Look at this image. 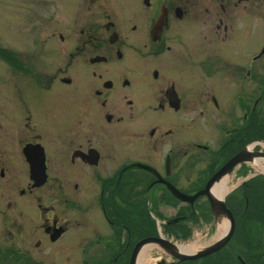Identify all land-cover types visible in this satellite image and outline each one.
<instances>
[{"label": "flooded vegetation", "instance_id": "flooded-vegetation-1", "mask_svg": "<svg viewBox=\"0 0 264 264\" xmlns=\"http://www.w3.org/2000/svg\"><path fill=\"white\" fill-rule=\"evenodd\" d=\"M259 1L105 0L74 37L58 34L61 63L28 74L29 101L18 76L0 110V264H129L146 239L171 245L215 224L206 196L179 197L217 173L207 191L225 185L234 230L251 192L253 264H264V174L248 164L264 140V45L243 49ZM238 155L249 159L229 165ZM243 241L159 264H244Z\"/></svg>", "mask_w": 264, "mask_h": 264}, {"label": "rangeland", "instance_id": "rangeland-1", "mask_svg": "<svg viewBox=\"0 0 264 264\" xmlns=\"http://www.w3.org/2000/svg\"><path fill=\"white\" fill-rule=\"evenodd\" d=\"M104 2L105 0H0V110L2 107L9 109L8 107L11 106L13 90L16 91L17 88H15V84L18 81V76L19 83L23 88L20 94L27 101L32 99L35 88L31 83L26 84L30 81L28 74L31 71H51L52 68L57 67L62 60L57 54V57L55 56L52 47L61 45L58 41V34L74 37L75 32L78 33L79 30L85 29L87 26L90 6L101 8ZM110 2L112 4L117 3L116 0H110ZM259 3H262L261 13L264 11V0L259 1ZM260 23V27L255 29V43L253 41L243 47L246 52L252 53L257 49L261 51L263 48L264 20H260ZM53 34L55 37L52 39ZM219 45H221L219 41L212 39L213 47ZM57 51L61 52L59 49ZM259 62L264 71V57ZM259 149L264 151V145H260ZM172 211L168 209L167 215L172 214ZM212 214L214 215V213ZM247 224L240 222L237 231H242L243 244L248 241L249 249L244 248V246L240 249L236 246L235 250L241 256L239 257L244 264H253V257L249 258L250 253L245 250H250L252 256L256 223L249 222ZM262 228L264 231V227ZM222 231L214 223L204 222L202 226L195 225L187 238L174 241V245L193 246L195 251L186 253L196 252L217 239ZM261 237L264 236L261 235ZM143 249L146 250L145 264H159L161 261L171 262V259L166 256L167 251L163 248L158 251L160 248L149 244ZM223 251L225 252V250ZM230 255L227 261L230 260ZM205 259L199 264H206ZM52 264L60 263L53 261ZM71 264H77V262L73 261Z\"/></svg>", "mask_w": 264, "mask_h": 264}, {"label": "water", "instance_id": "water-1", "mask_svg": "<svg viewBox=\"0 0 264 264\" xmlns=\"http://www.w3.org/2000/svg\"><path fill=\"white\" fill-rule=\"evenodd\" d=\"M258 157L264 158V153L259 152L257 154L256 158H258ZM241 158L244 161H247L249 159V157H248V159L246 160L247 157L245 155H243V157H242V155H238L236 158H234L233 160L230 161L229 165H233L237 162H240ZM218 174L219 173H217L208 182L206 188L203 191H200L199 193H197L194 196L179 197V199L181 201L189 202L192 204L199 196H206L207 199L209 200L210 204H211L212 210L214 209V211L216 212V213H214V216H217L221 212H224L226 214V216L228 217L231 225L226 230L225 234L221 238L218 237V239L216 241H214L210 245L206 246L202 250L192 252V253H186L184 251H181V250H179L178 246H176L174 244L170 245V242H164V241H161L160 239H158V240L157 239H146V240L142 241L141 243H139L135 246L129 264H136L137 263V255H138L139 251L141 250V247H144V246L149 245V244L157 245V243H159L160 245H162L161 247H163L167 251L168 254H170L173 258H177L180 262L197 260V259H200L202 257L208 256V255L220 250L226 244V242L230 239V237L232 236V233H233L234 221L231 217L232 215H231L230 211L226 210L225 205H224L222 200L210 196V194H208V191H207L209 189L210 185L212 184L213 180H215L217 178ZM215 207H218V208H215ZM215 209H217V210H215Z\"/></svg>", "mask_w": 264, "mask_h": 264}, {"label": "bare ground", "instance_id": "bare-ground-1", "mask_svg": "<svg viewBox=\"0 0 264 264\" xmlns=\"http://www.w3.org/2000/svg\"><path fill=\"white\" fill-rule=\"evenodd\" d=\"M261 144L264 145V143H261ZM248 164H250L253 167H255V169H256V171L258 173L264 174V158H259V157L258 158H251L248 161ZM225 189L226 188H225V185H223V183H218V184H216L215 186L212 187L211 194H212L213 197L222 200L224 205H225L226 210L229 211L227 206H226V204H225V202H224V199H225L224 198V192L226 191ZM180 202L182 203V201H180ZM248 203H249V201H248V198L246 197L245 198V203L244 202L241 203V205L243 206L242 212H244V211H246L248 209ZM232 204L233 205H237L236 202H232ZM252 212L255 215L254 208H253ZM231 215H232V213H231ZM240 216H242V213H241ZM231 217H232V219L234 221L233 215ZM215 225H217L219 230H221V231L223 230L219 234V237L221 238L225 234L226 230L230 227L231 223H230L228 217L226 216V214L224 212H221L219 215H217L215 217ZM234 227H235V224H234ZM232 234H234L236 238H240L242 236V231L241 230L237 231V229L234 230V228H233V233ZM228 241L226 242V244L228 243ZM178 248H179V250L184 251V252L195 251L193 246H188V245H179ZM144 257H146V250L145 249H143V251L139 255L137 264H145Z\"/></svg>", "mask_w": 264, "mask_h": 264}, {"label": "trees", "instance_id": "trees-1", "mask_svg": "<svg viewBox=\"0 0 264 264\" xmlns=\"http://www.w3.org/2000/svg\"><path fill=\"white\" fill-rule=\"evenodd\" d=\"M260 137H264V129L261 128V132H260ZM247 197H248V209L244 212H242V218L244 219V223L247 224L249 222H252V220L255 218V215L254 213L252 212L253 211V206H254V203H253V199H252V194L251 192H247ZM248 225V224H247ZM189 236V235H188ZM188 236H186L185 238H187ZM243 237V236H242ZM246 238V237H245ZM248 241L245 242L243 244L244 248H248ZM249 249V248H248ZM246 252H249L250 255H249V258H252L251 256V251L250 250H245ZM248 255V254H247ZM251 256V257H250ZM212 263H215V262H212ZM251 263V262H250ZM207 264V263H206Z\"/></svg>", "mask_w": 264, "mask_h": 264}]
</instances>
